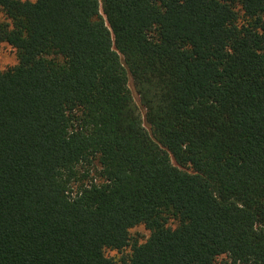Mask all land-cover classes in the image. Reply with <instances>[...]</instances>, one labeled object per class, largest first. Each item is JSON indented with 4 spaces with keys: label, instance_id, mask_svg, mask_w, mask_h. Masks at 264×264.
<instances>
[{
    "label": "trees",
    "instance_id": "1",
    "mask_svg": "<svg viewBox=\"0 0 264 264\" xmlns=\"http://www.w3.org/2000/svg\"><path fill=\"white\" fill-rule=\"evenodd\" d=\"M4 43L0 264H264V0H0Z\"/></svg>",
    "mask_w": 264,
    "mask_h": 264
},
{
    "label": "rangeland",
    "instance_id": "2",
    "mask_svg": "<svg viewBox=\"0 0 264 264\" xmlns=\"http://www.w3.org/2000/svg\"><path fill=\"white\" fill-rule=\"evenodd\" d=\"M26 1H35V0H26ZM17 63V54L15 50L8 44H0V69H6L10 66H14ZM131 89L134 92L136 100L138 97L134 91L132 83H130ZM132 234L138 237L140 240L145 241L150 233L145 229L144 226H138L132 230ZM107 255L109 257H113L119 259L121 257V253L116 251H108ZM216 264H230L227 257H221L218 259Z\"/></svg>",
    "mask_w": 264,
    "mask_h": 264
}]
</instances>
